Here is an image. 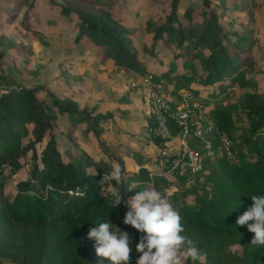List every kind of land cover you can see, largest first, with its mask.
Listing matches in <instances>:
<instances>
[{
	"label": "trees",
	"instance_id": "obj_1",
	"mask_svg": "<svg viewBox=\"0 0 264 264\" xmlns=\"http://www.w3.org/2000/svg\"><path fill=\"white\" fill-rule=\"evenodd\" d=\"M117 1L61 0L58 7L60 15L74 20L75 41L89 40L100 48L103 59H111L116 66L141 76L150 74L157 85L165 79L173 84L175 92L187 91L201 97L202 106L209 107L207 121L232 140L234 158L220 154L218 141L213 140V156L204 157L203 170L192 176L194 183L188 186L189 174L173 182L151 175L144 166L128 172L121 159L94 160L82 150L74 155L67 151L64 160L53 131L59 115L68 118L70 138L74 130L99 137L111 115L95 113L87 105L79 108L72 99H59L47 90L50 100L39 99L36 93L42 87L10 85L0 93V264L6 260L17 264H96L87 251L95 241L87 237V232L94 224L108 220L114 230L117 226L129 233L130 264H136L140 254L135 245L142 234L123 223L128 209L123 203L114 208L110 192L113 186L122 191L124 200L149 186L165 196L181 217L183 235L206 252L204 264H264V246L251 245L254 233L235 223L252 205V195H264V95L250 91L239 103L225 101L230 89L248 85L245 54L249 53L252 37L247 31L225 29L217 16L219 6L213 0H201L200 21H194L193 8L186 7V23L179 19V0H171L160 23L148 19L146 27L153 43L161 42L165 47L175 43L182 50L174 58H182L183 72L177 70L175 60L167 70L149 71L138 61L127 31L112 23V14L107 10L113 9ZM84 4L86 10L80 7ZM21 5L17 0H0L3 22L12 23ZM30 15L27 9L22 22ZM4 54L0 49V61ZM196 66L201 73L196 72ZM193 83L219 89L211 90L207 101L200 89L191 87ZM236 109L242 110L248 124L240 134ZM148 124L153 141L159 143L150 116ZM168 128L171 135L177 136L180 128L174 119H168ZM45 137L38 155L37 145ZM189 146L200 154L205 151L195 138L189 139ZM113 161L122 170L123 183L110 181L102 185L100 180L112 170ZM24 166H28L25 178L16 183L13 195H7L9 177ZM133 185L137 189L128 190ZM189 196H193L191 200ZM236 244L242 249L240 254L230 250ZM191 263L199 264L191 259L185 262Z\"/></svg>",
	"mask_w": 264,
	"mask_h": 264
},
{
	"label": "rangeland",
	"instance_id": "obj_2",
	"mask_svg": "<svg viewBox=\"0 0 264 264\" xmlns=\"http://www.w3.org/2000/svg\"><path fill=\"white\" fill-rule=\"evenodd\" d=\"M17 1L22 4V8L16 19L6 24L0 18V49L5 53L0 61V93L10 85L26 88L42 87V90L36 93L39 99L50 100L45 94L47 90L59 99L65 97L72 99L79 108L84 105L96 106L97 111L110 113L112 116L122 115L120 108L131 102V98L136 97L143 101L144 76L123 67H116L111 59H103L100 48L89 40L83 38L76 42L74 20L59 13L58 3L61 0ZM170 1L119 0L114 4L113 9L107 10L112 14L113 25L127 31L126 35L131 41L130 46L137 52L138 61L149 71L156 68L167 70L170 62L175 60L177 70L183 72L182 58H174V54L180 53L181 49L175 43L166 47L161 42L153 43L152 34L146 27L148 19L160 23L169 10ZM213 1L219 6L217 16L225 29H236L241 33L247 31L252 37V42L248 44L249 53L245 54V57L248 56L245 62V78L248 85L230 89L225 101L239 103L243 94L250 91L264 95V0H244L246 3H242L241 0ZM80 7L86 10L85 4ZM186 7L193 8L194 21L201 20L198 14L201 0H179V19L183 23H186L183 18ZM27 9L30 10L31 15L23 23L22 17ZM149 49H153L154 54L150 53ZM196 72H202L199 66H196ZM137 77H141V82H138ZM166 82L164 79L161 85H158L164 95L167 93L163 86ZM217 88L219 89L217 86L214 87L216 90ZM210 91L211 88L206 90V92ZM180 100L179 95L177 104ZM207 101H210L209 98ZM199 109V113L195 112L205 119L209 107L202 106ZM241 112V109L234 111L239 115L236 120L238 134L248 126ZM110 118V123H113L112 117ZM68 123L66 116L59 115L53 130L64 160L68 158L67 151L71 155L77 154L79 151L77 145L89 141V135L76 130L73 132V139L70 138L67 133ZM46 139L47 137L37 145L38 155ZM26 140L24 139L25 142ZM171 146V152L179 148V144L174 140ZM86 149L91 151L93 156L100 155L98 151L91 150L88 146ZM113 151L116 149L113 148ZM28 155L30 156V153ZM27 169L28 166H24L9 177L5 186L7 195L11 196L15 193V185L25 178ZM172 190L174 189L170 192ZM192 197L189 196L188 199L191 200ZM230 250L240 254L242 249L236 244L231 246ZM87 251L96 264H111L109 259L96 254L95 246L87 248ZM4 264L17 263L6 260Z\"/></svg>",
	"mask_w": 264,
	"mask_h": 264
},
{
	"label": "clouds",
	"instance_id": "obj_3",
	"mask_svg": "<svg viewBox=\"0 0 264 264\" xmlns=\"http://www.w3.org/2000/svg\"><path fill=\"white\" fill-rule=\"evenodd\" d=\"M115 181L123 183L122 170L119 165H112V170L103 175V185ZM137 189L133 185L128 190ZM113 206L124 204L127 211L123 223L132 226L142 235L135 250L139 253L136 264H185L193 262L204 264L206 252L197 248L192 240L183 235L185 229L181 217L169 200L154 187H144L135 195L124 200L121 190L110 188ZM252 205L236 220V225L247 226L254 233L251 245L264 246V195H252ZM251 222V223H250ZM108 221H100L90 227L87 237L95 241L98 256L107 258L111 264H130V247L132 240L127 231H122Z\"/></svg>",
	"mask_w": 264,
	"mask_h": 264
},
{
	"label": "built area",
	"instance_id": "obj_4",
	"mask_svg": "<svg viewBox=\"0 0 264 264\" xmlns=\"http://www.w3.org/2000/svg\"><path fill=\"white\" fill-rule=\"evenodd\" d=\"M142 97L149 107V116L155 121L153 132L159 136L157 166L149 168L152 174L177 180L187 177L186 186L193 184V175L201 172L204 167V157L213 156V140L218 141V152L228 159L234 158L233 143L230 137L219 131L210 121L198 114L202 108L201 97L191 92H181L180 102L172 104L154 83L152 76L146 74L143 78ZM197 113H196V112ZM172 118L178 125L179 132L173 136L168 128V119ZM151 133V129L148 127ZM177 138L179 148L171 152L173 139ZM195 138L205 150L200 154L189 146V139Z\"/></svg>",
	"mask_w": 264,
	"mask_h": 264
},
{
	"label": "crops",
	"instance_id": "obj_5",
	"mask_svg": "<svg viewBox=\"0 0 264 264\" xmlns=\"http://www.w3.org/2000/svg\"><path fill=\"white\" fill-rule=\"evenodd\" d=\"M138 82H141V77L138 78ZM166 84L163 85L167 92L165 96L172 104H176L182 91L175 92L173 84L169 82H166ZM160 85L161 83L159 86ZM191 87L200 89L201 96L205 99H210L209 92H206V90L209 88L214 90V87H202L195 83L191 84ZM92 108L95 109V113H106L97 111L96 106ZM120 109L123 113L122 115L118 114L112 116L109 113L113 123H110L111 118H109L104 123L105 129L99 137H95L91 132L84 133L81 131L84 135H89V141L83 144L79 143V146L77 145V150L79 149L86 152L94 160L108 158L121 159L124 163L125 170L128 172H137L142 166L147 168L157 166L159 163L157 158L158 147L148 131L149 107L147 103L135 97L131 98V102L125 104V106ZM78 131L79 130H76V132ZM173 140L178 143L176 137ZM87 146L91 150L94 149L98 151L100 155L93 156L91 151L86 149ZM111 147L116 149V151H113V148L111 150ZM113 163L116 164L114 161ZM169 180L174 182V179ZM171 189H173V187ZM4 263L5 261L2 264Z\"/></svg>",
	"mask_w": 264,
	"mask_h": 264
}]
</instances>
